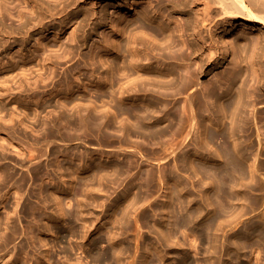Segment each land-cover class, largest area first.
I'll list each match as a JSON object with an SVG mask.
<instances>
[{"label": "bare ground", "instance_id": "1", "mask_svg": "<svg viewBox=\"0 0 264 264\" xmlns=\"http://www.w3.org/2000/svg\"><path fill=\"white\" fill-rule=\"evenodd\" d=\"M2 1L11 11L0 5V264H30L28 243L40 250L36 264H48L53 248L65 254L67 247L81 250L88 263L109 261L101 247L118 245L132 212L145 204L143 191L153 195L156 181L164 203L149 205L160 214L151 227L154 241L138 227L136 246L119 243L113 264H156L147 258L151 250L168 260L186 244L200 254L196 241L175 240L176 229L191 225L207 243L206 264H261L264 223L233 230L251 206L264 203L252 196L262 184L251 122V100L264 101V0H157L153 12L143 0H24V7ZM111 6L129 14L128 26L116 21L110 27L118 37L101 35V51L87 53L108 25ZM163 10L179 17L178 25L160 21L156 13ZM14 18L17 26L8 23ZM238 27L244 34L232 41L229 33ZM15 48L19 59L4 61ZM46 52L53 54L38 59ZM231 55L232 66L204 83ZM26 92L31 99L22 101ZM177 139L176 148L167 147ZM134 153L146 162L179 160L181 172L143 171ZM115 154L116 162L106 161ZM123 182L113 203L101 201L99 193ZM76 189L82 201L64 212ZM30 217L36 230L27 236L18 225ZM74 218L82 223L79 232ZM134 219L148 222L146 210ZM64 223L68 231L59 227ZM106 229V238H95ZM79 233L83 243L75 239ZM177 264L194 263L184 253Z\"/></svg>", "mask_w": 264, "mask_h": 264}, {"label": "rangeland", "instance_id": "2", "mask_svg": "<svg viewBox=\"0 0 264 264\" xmlns=\"http://www.w3.org/2000/svg\"><path fill=\"white\" fill-rule=\"evenodd\" d=\"M143 1L147 2V3L146 2L145 3H141V5L143 7H144V4H145V8L146 9H149L151 12H153L155 10L157 0H150V1L149 0H143ZM148 2H150V3H148ZM19 3L21 5V7L22 6L23 7L27 6L24 0H19ZM103 3H104V1H103ZM112 3H114V2L112 1ZM0 5H2L3 8H6L8 11L9 10L11 11V5H9V3L5 2V1L3 2L2 0H0ZM107 13L108 14H106V16L108 17L107 18V21H108L107 22L108 23L107 26L108 27L105 26L104 28L100 29L99 32H98V36H94L89 41L88 45L84 49V51H86L87 53L91 49H94V48H95L94 51H101V44H102V42H101L102 36L101 35L105 36V34H106L105 38H109V39L110 38L112 39V36H113V39H116L118 37V36L114 35V28L112 26L110 27V25H113L114 23H116V21L121 20L123 22V24H124L123 26H125V25L128 26L127 24L130 21L129 20L130 17L128 16L129 14L126 11H124L122 9H119V8H116V7L114 8L113 6H111V8L108 10ZM156 15H158V19L160 21H163V22L170 21L172 26L173 25L176 26L179 23V19H180L179 17L172 16L171 14H169V12H166L164 10L161 11V12L158 11L156 13ZM8 23L9 24L10 23L13 24L14 26L18 25V22L15 21V18L13 20H8ZM242 29L243 28L238 27L234 32H230L229 33V38L232 37L230 39L234 40L238 35H243L244 34V30H242ZM112 30H113V33H112ZM70 32H71V30L64 31L63 32L64 33L63 36L66 34L65 35L66 37L64 36L65 38L63 37L62 39L66 40V38H68L67 35L70 34ZM100 32H101V34H99ZM100 37H101V39H99ZM34 41L36 42V39ZM34 41H33V43H35ZM51 42H55L54 39L51 40ZM100 42H101V44H100ZM33 43L31 44L29 49H26L24 52H27L28 50H30L32 45H33ZM57 46L58 45L55 46L56 50L58 48ZM59 50H57L58 53H59ZM62 51H63V49L60 50V53ZM46 54H53V53L46 52L45 54L40 56L38 59H41V58L43 59ZM11 56L13 58H15L16 60L19 59L18 58L17 48L13 49L12 52L10 54H8V56H6V58H4V61L7 60V57H11ZM75 61H77V59ZM231 61H232V55L228 58L227 62H225L223 67L215 70L212 74H210L206 78V81L204 83L213 82L215 80V78L217 77V75L222 70L228 69L230 66H232ZM66 64L68 66L69 62L66 63ZM66 64L64 63V64H62L60 66L63 67V65H64V67H65ZM192 67L193 66H191V69H192ZM63 68L62 69L59 68L57 70L58 71L57 72L58 76L61 73L60 71L63 72ZM40 71L41 70H39V72ZM37 72H38V70L35 72V74ZM56 79H57V77H56ZM93 87H94V84L93 85L91 84L90 88H93ZM28 94H30V93L29 92L28 93L27 92L24 93L23 95L20 96V99L23 98V96L24 97L26 96L25 98H23L21 100L22 101H25V100L28 101L29 99H31L30 96L28 97ZM260 94H262V97H264V92L263 93L260 92ZM27 98H28V100H27ZM251 102L255 106L254 113L256 115L254 117V120L251 119V122L253 123V126H254V133L256 132V134L258 133V135H259L258 141H257L256 138H253V142L255 144V152H254V154L258 155L257 160H256V164L259 165V168H260L259 175H257V177H258V180L260 181V183L262 184V190L260 192L253 193L252 196L262 197L264 199V152H263V150H264V125H263V120L260 119V114H259L260 111L264 112V101L261 103V102H258L257 99H252ZM15 106H18V104L17 105L15 104ZM178 140L179 139L174 140L173 142H169L168 141L170 144L167 147H169L170 145H173L174 146L173 148H176L177 146L175 145V143H177ZM145 145L148 148L150 146L155 147V146H153L150 143L145 144ZM187 149H192V145H188V147H185V148H182L180 150H177L175 152V154H180L181 155L184 152H186ZM170 151H171V149H169L168 152H166V154H168ZM111 153L112 152H106L107 155H110ZM117 156H118V154H115L114 157H112L110 159H106V161H110L111 163H114V162H116V160H118ZM168 157H170V156H167V158ZM133 158H135V160L139 161V163L142 164L143 171H155L156 173H159V172H163V173L173 172L177 176H179L178 173L181 172V166H180L179 160L173 161L171 159L169 162H166V163H163L162 161L159 162V161H156V160H152L150 162L149 161L146 162L145 160L140 159V155L139 154H135V153H134ZM174 167H176V169H177L176 171L173 170ZM180 177L188 185L190 191L196 193L195 189L192 186V181L187 176L181 175ZM124 186H125V182L121 183L120 185H118V186H116L114 188H109L107 191L104 190L103 192L99 193L101 201L105 202L107 205H109L110 203H113L114 198L119 196L122 193V191L124 189ZM160 187H161V185L159 184L158 181H156V186H155L156 192L153 193V195H148L146 191H143V193H144V200L143 201L145 202V204L142 207L138 208L136 213L132 212L131 217L129 219L130 230H123L122 232L119 231L121 233L120 239H119V243H121L123 240H125V242H128L130 245L135 247L136 244H137L136 231L138 230V227H139L140 235H142L143 237L148 238L149 240L154 241V237H153L152 232H151L152 231L151 227L156 222L155 220L157 218H159L160 214L157 211L152 210L149 207V205L153 204V205H156V206H161L164 203V201H162V196H160L161 193H162L161 190H160ZM173 187H174V185H173ZM75 193L77 194V195L74 196L75 200H72L70 206H64V212L69 211L73 207L76 208L79 205L80 200L82 201L83 195H81V192L79 191V189H76ZM61 199L63 200V202H66L64 197H61ZM172 203H171V205H172ZM32 206H37V199L36 198L33 200ZM142 209L146 210V215L148 216V222L146 220H139L138 224H136L134 216L138 212H140ZM48 210H51V209H48ZM100 211L101 210L99 209L98 212H100ZM65 220H66L65 221L66 223L69 222V220H67V218ZM104 221H106V220L104 218H102L100 224H102ZM256 221H262V223H264V203H257L255 205L251 206L250 209L248 210L247 214H245L241 218L240 224H238V226L233 231L239 232L241 229L243 230V227H246L247 225H249V223L250 224H251V222L256 223ZM21 223L22 224L18 225V228L20 229L21 232L25 233L27 236L31 235V230H34V229L36 230V225L34 224V220H32L31 217L30 218H26V219H21ZM66 223H64L65 225L63 224V225H60L59 227L67 230V226L68 225ZM51 225L54 227V229L58 228L54 224H51ZM72 225H74V227L77 229L78 232L82 230V228H81L82 223H81V221L77 220L76 218L73 219ZM197 229H198V226H192V225L188 226L186 228H183V229H176L175 230V233H176V239L175 240H178L180 243H182L185 239H187L188 242L193 243V244L196 241L195 245L198 247V249H199L198 253H200V254H197V255L194 254V252L191 249H189V246L186 244L184 249H181V250L179 249L178 251H171L172 254L170 253L169 255H167L169 257L168 260H163L162 258H160L158 256V254L156 253V251H154V250H151V252H150L151 254H149V256L147 258L151 259V260L153 259L156 264H177L178 261L180 260L181 256L184 253H188L191 261L194 264H206V263H208V257H207V252H206L207 243L201 242V241H199L197 239V237H196L197 236V234H196ZM109 233H110L109 229H106L104 232H101V234H98V235H96V237L95 236L94 237L97 238V236H99V237L102 236V237L106 238V236H108ZM50 237L51 236H43V238L45 239L46 243L48 244V247L53 244V243L51 244L52 237L51 238ZM95 238H93V239H95ZM75 239L78 240L80 243H83V240L80 237V233L77 234ZM27 241L30 242V240H28V239H27ZM89 242L90 241H88V242L85 241L86 244H85V247H84V249L88 250V251H89V244H90ZM199 242H201V243H199ZM119 243H118V245H120ZM118 245H110L109 243H105V245H103V247H101L102 251L106 250L111 255V256H109V261H105V262H101V263H98V262L97 263H94V262H89L88 263V262H86V260H84V258H83L84 256H83V253H81V250L74 249L73 247L72 248L71 247H67V252L65 254L64 253H59L58 249L53 248L52 251H50V253H49V257H51V259H50L48 264H113L114 258L112 256L111 252H113L114 249H117ZM257 245H258V253H259V258H260L261 264H264V242L262 240H260V241L258 240L257 241ZM11 247H12V245H11ZM27 252H28L27 253L28 259H30V264H36V262H37L36 260H38V258L40 257V250H35L32 246H30V243H28ZM251 253L252 252L250 251V249L247 248L246 249V256H251ZM157 257H158V259H157ZM142 259L143 258H141L140 260H142ZM197 259H199V260L197 261ZM149 262H151V261H149ZM149 262H148V264H149Z\"/></svg>", "mask_w": 264, "mask_h": 264}]
</instances>
